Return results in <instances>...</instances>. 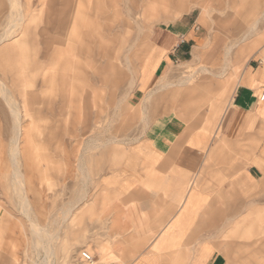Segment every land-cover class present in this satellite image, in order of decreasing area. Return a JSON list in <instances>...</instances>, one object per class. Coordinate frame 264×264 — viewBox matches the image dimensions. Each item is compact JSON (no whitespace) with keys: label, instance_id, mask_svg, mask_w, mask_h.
<instances>
[{"label":"rangeland","instance_id":"1","mask_svg":"<svg viewBox=\"0 0 264 264\" xmlns=\"http://www.w3.org/2000/svg\"><path fill=\"white\" fill-rule=\"evenodd\" d=\"M156 28L176 33L174 45L192 34L190 53L202 40L206 57L194 64L191 55L187 62L174 58L163 82L159 77L139 91L150 51L146 35ZM251 29L256 50H263L264 0H0V256L15 252L19 264H40L44 251L31 223L57 231L65 205L83 194L85 213H75L66 230L70 247L78 246L71 235L81 227L90 245L89 203L96 199L105 209L109 196L102 187L84 191L85 184L121 169L132 143L161 116L178 118L186 131L217 125L234 93L235 66L222 79L211 71H221L226 48ZM236 51L233 46L232 61ZM219 227L213 241L226 264H264V205ZM13 231L21 236L15 248L7 237Z\"/></svg>","mask_w":264,"mask_h":264},{"label":"crops","instance_id":"2","mask_svg":"<svg viewBox=\"0 0 264 264\" xmlns=\"http://www.w3.org/2000/svg\"><path fill=\"white\" fill-rule=\"evenodd\" d=\"M135 25L141 33L142 26L137 21ZM253 31L233 45L237 47L234 61L230 58L233 46L226 48L220 72L211 73L204 67L222 79L235 66L231 75L236 80L234 93L218 124L186 131L178 118L161 116L148 125L144 135L132 143L121 169L100 174L92 187H86L90 182L83 187L84 191L102 187L109 196L105 209L96 199L89 203L95 216L90 245L81 227L71 235L78 246L70 247L66 230L75 213L77 217L85 213V194L82 201L65 205L57 231L46 225L38 239L31 227L44 251L40 264H64L66 260V264H83L81 250L92 255V264H226L213 241L219 237V224L236 222L264 205V49L256 50ZM146 36L150 51L140 67L139 91L159 77L163 82L161 76L174 58L187 62L191 55L188 62L194 64L206 57L208 45L202 40L190 53L192 34L176 45V33L166 29L156 28ZM251 60L259 61V66L247 65ZM223 86L229 90V85ZM17 133L19 140V123ZM4 216L0 206V223ZM7 237L13 238L14 248L20 244L21 236L15 231ZM0 264H19L15 252L11 258L0 256Z\"/></svg>","mask_w":264,"mask_h":264},{"label":"bare ground","instance_id":"3","mask_svg":"<svg viewBox=\"0 0 264 264\" xmlns=\"http://www.w3.org/2000/svg\"><path fill=\"white\" fill-rule=\"evenodd\" d=\"M18 2V1H17ZM19 16V15H18ZM19 18V17H18ZM16 23V22H15ZM13 24H14V22H13ZM251 33V32H250ZM9 34H11V32L10 33H5V35H4V39L5 38H8V36L10 37V35ZM247 37V36H246ZM249 37V36H248ZM200 71H202V72H205V68H201L200 69ZM1 90H3L2 88H0ZM4 98H5V94H4ZM12 113H13V116H14V118H15V120H18V113L17 112H15V111H12ZM19 133V132H18ZM18 133H17V136H16V138H15V144L14 145H16L18 142ZM16 146H18V145H16ZM17 153H18V151H17ZM16 153V154H17ZM13 159V158H12ZM14 162V161H13ZM17 163V162H16ZM15 164V163H14ZM15 169V168H14ZM15 175V174H14ZM17 176H18V174H17ZM16 176V177H17ZM21 177V176H20ZM18 178V177H17ZM19 182H20V184H22L21 183V181H20V179L18 180ZM20 188V187H19ZM24 191V190H23ZM23 194V193H22ZM23 199V198H22ZM26 199V198H25ZM27 200V199H26ZM25 204H27L28 205V203H25ZM23 205V204H22ZM26 207V206H25ZM26 209V208H25ZM27 209H28V207H27ZM31 226H32V230H33V232H34V234L36 235V236H38L37 238L38 239H41V237L40 236H42V231H43V229L42 228H40L37 224H35L34 222H32L31 223ZM51 250V249H50ZM49 250V251H50ZM48 251V250H47ZM50 253V252H49ZM43 264V263H42ZM44 264H46V262L44 263Z\"/></svg>","mask_w":264,"mask_h":264},{"label":"built area","instance_id":"4","mask_svg":"<svg viewBox=\"0 0 264 264\" xmlns=\"http://www.w3.org/2000/svg\"><path fill=\"white\" fill-rule=\"evenodd\" d=\"M182 42H184V41H182ZM261 99L264 100V92L261 96ZM79 258H80L81 262L86 263V264H92V262H93L92 255L89 252H87L86 250L80 251Z\"/></svg>","mask_w":264,"mask_h":264}]
</instances>
